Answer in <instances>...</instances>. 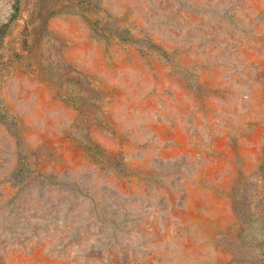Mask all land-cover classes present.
Wrapping results in <instances>:
<instances>
[{"label": "rangeland", "instance_id": "1", "mask_svg": "<svg viewBox=\"0 0 264 264\" xmlns=\"http://www.w3.org/2000/svg\"><path fill=\"white\" fill-rule=\"evenodd\" d=\"M0 264H264V0H0Z\"/></svg>", "mask_w": 264, "mask_h": 264}, {"label": "trees", "instance_id": "2", "mask_svg": "<svg viewBox=\"0 0 264 264\" xmlns=\"http://www.w3.org/2000/svg\"><path fill=\"white\" fill-rule=\"evenodd\" d=\"M16 11H18V6H16ZM149 42V44H150V47H154V48H156V45L151 41V40H149L148 41Z\"/></svg>", "mask_w": 264, "mask_h": 264}]
</instances>
